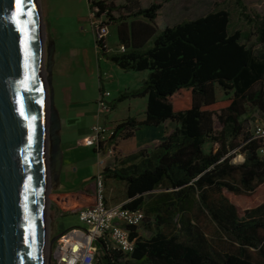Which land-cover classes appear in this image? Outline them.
<instances>
[{"label":"trees","instance_id":"trees-1","mask_svg":"<svg viewBox=\"0 0 264 264\" xmlns=\"http://www.w3.org/2000/svg\"><path fill=\"white\" fill-rule=\"evenodd\" d=\"M235 1L242 7L241 0ZM94 8L95 18L113 20L111 3L88 0L89 12ZM161 8L152 2L122 12L115 23L121 47L116 53L108 54L104 39L94 40L97 55L120 70L148 72L139 88L110 102L112 111L123 101L145 99L144 119L116 124L113 138L127 140L140 126L177 124L150 152L139 150L117 159V170L105 169L104 180L109 173L124 184L123 207L143 212L140 226L152 219L154 233L141 239L131 229L130 254L100 240V264H264V189L256 194L262 201L244 210L225 195H250L264 186V153L259 152L264 143L253 139L245 117L247 108L264 117V18L254 24L262 50L253 52L240 43V33H228L224 11L156 34ZM101 27L109 25L102 22ZM216 86L231 96L218 100ZM206 143L211 144L208 152L203 151ZM235 151L242 163H231ZM202 219L214 226L218 239L207 238ZM251 249L259 261L250 257Z\"/></svg>","mask_w":264,"mask_h":264},{"label":"water","instance_id":"water-1","mask_svg":"<svg viewBox=\"0 0 264 264\" xmlns=\"http://www.w3.org/2000/svg\"><path fill=\"white\" fill-rule=\"evenodd\" d=\"M42 46L36 1L22 0L21 10L16 0H0V264H43L47 164L57 154L56 137L48 156L47 136L49 121L53 132L58 123L45 94ZM61 235L47 243V262Z\"/></svg>","mask_w":264,"mask_h":264},{"label":"rangeland","instance_id":"rangeland-1","mask_svg":"<svg viewBox=\"0 0 264 264\" xmlns=\"http://www.w3.org/2000/svg\"><path fill=\"white\" fill-rule=\"evenodd\" d=\"M37 11H38V20L39 27L42 32V61H43V70H44V81H45V94L48 100L49 106H51V113L53 115L54 120L56 121L55 115V106H59L60 97L62 93V89L64 86L68 85L69 82L74 84V81L67 79L65 75H59L55 71V64L53 66L52 62V43L55 41L59 42L58 39L62 33L66 30L63 29V26H69V34H68V43L74 48L79 49L80 54L78 59L79 66L77 67V75L84 76L83 82L85 84V98L89 99L92 95H97V86L99 85L98 77L99 74L102 79V83L104 86V91L111 94L107 98L108 102L114 100L119 92H123L124 90L135 89L141 86L138 84V79L147 77V71L134 72V71H122L114 64L104 61L100 59L97 55L95 45H94V33L91 30L90 22H89V9L86 6V0L84 1V5L81 7L79 5L74 6V10L68 14V17L63 13H66L65 10L59 11L58 6L53 10V20L52 25L57 27V25L61 26V29L58 30L57 34H53L51 30V19H47L46 8L44 4V0H35ZM99 1V0H93ZM107 3H111L113 6V11L111 13V17L113 20H110L106 15H102L97 18L98 23H107L109 25L108 32L104 37L105 44L108 48V54H113L120 51L121 47L117 43L116 38V19L122 12L135 11L138 8H147L152 2L161 3L162 8L159 10L157 17L154 22V27L156 34L164 30L166 27H172L178 23L183 21H191L197 19L199 17L204 16L210 11H224L228 14L229 25H228V33L238 32L242 35V39L240 41L246 48L252 49L253 52H259L262 50L261 46L256 43V37L254 35V24L258 22L260 19L264 18V0H241L239 6L235 0H106ZM85 13L86 20L83 23L79 24L78 19L76 18L78 14ZM60 14V15H59ZM45 15V16H44ZM63 16V18H62ZM58 17V19H56ZM81 26L87 30H89V34H84L83 31H80ZM52 32V33H51ZM60 32V33H59ZM56 37V40H55ZM61 37V36H60ZM55 40V41H54ZM62 40H60L61 42ZM62 43V42H61ZM63 44V43H62ZM56 45V44H55ZM58 45V44H57ZM58 48H56L57 50ZM51 51V53H50ZM65 51V50H64ZM99 57V58H98ZM51 58V59H50ZM51 60V61H50ZM51 62V64H50ZM50 64V68H49ZM52 74V75H51ZM144 79V80H145ZM140 85V86H139ZM53 93H54V102H53ZM231 96V93H224L218 86H216V98L218 100L225 99ZM49 100H52V103H49ZM137 102L135 107L137 108V113L133 114V117L136 120H140L141 116L144 115L145 111V99H136L133 100ZM142 102L144 106L139 103ZM132 107V102L129 103ZM143 106V107H142ZM132 109V108H131ZM127 105L120 104L117 107L116 112L114 113V117H121L125 113H127ZM245 117L247 118L248 123L251 124L253 120L264 119V117L257 111L247 108V112ZM125 118H122L115 122V125L124 121ZM244 119V117H243ZM52 121H49V130L47 136V145H48V156L52 151L53 142L57 137L58 131H54L51 129ZM177 127L176 123L166 121L162 124L161 130L162 134H160L161 138L159 142L152 143L147 147H144L140 150H144L147 153L150 152L154 147H156L161 140H163L167 134L171 133ZM114 127H110L112 131ZM122 140H119L118 145ZM211 144L206 143L203 146V151L208 152ZM118 153L120 158H125L118 149ZM117 153V154H118ZM233 158L231 160L232 164H239L243 161V156L237 151L231 152ZM121 166L116 162L115 164L109 163L108 170H117ZM48 180H47V199H46V244L54 237L69 231L71 228H84L81 225L76 215L68 214L61 216L57 214V209L54 208L53 194H52V163L50 161V157H48ZM105 183L109 188V201L113 204H117L123 199H125V187L122 182H118L114 180L109 173H106ZM264 186H259L256 190L250 195H240L235 196L233 194L225 192V195L234 203L239 210H244L246 208L253 207L262 201V196L257 198V193L263 191ZM93 195L95 194L94 187L92 188ZM200 225L203 231L206 233L207 238L214 239L219 238L216 236V230L214 226L208 222L207 220L202 219ZM139 236L141 239L149 238L153 233L152 219H147L142 226L139 228ZM262 236V233H259ZM225 240V237L222 238ZM213 241V240H212ZM230 241V240H228ZM55 245V242L51 245V248ZM234 246L236 247L235 243ZM250 257L254 261H259V254L251 249ZM49 253V252H47ZM46 253V254H47ZM47 258V256H46ZM46 258L44 259V264H52V261L47 262ZM96 264H100V254L97 255Z\"/></svg>","mask_w":264,"mask_h":264},{"label":"crops","instance_id":"crops-1","mask_svg":"<svg viewBox=\"0 0 264 264\" xmlns=\"http://www.w3.org/2000/svg\"><path fill=\"white\" fill-rule=\"evenodd\" d=\"M84 1L85 0H44L46 8L45 15H47V19H51V30L54 35L58 33L61 26L57 25V27L55 26L54 28L52 25L54 16L53 10L58 6V10L61 12L62 10H65L66 13L63 14L68 17V14L74 10V6L79 5L82 7ZM86 6L88 8V0H86ZM76 18L78 19V23L81 24L86 20V14L80 13ZM56 19H58V17H56ZM63 29L66 31L60 35L61 37H57L62 40L61 42L63 44L60 40L59 42H56V37L54 40L55 43H52V62L53 66L55 64V71L57 74L65 75L67 79L71 81L73 80L74 84L69 82L68 85L64 86L59 106H55L54 104L56 121L58 123V133L57 154L52 164L51 172L53 186L52 194L54 208L57 209V214L61 216L68 214L76 215L78 210L93 203L94 195L92 193V188L94 187L93 178L97 171V157L92 148L81 144V140L89 136L91 126L95 123H99L112 128L115 127L116 121L122 118H125L124 120L127 118H134L133 114L138 112L135 107L137 102L133 101L136 99H130L120 103L126 104L127 110H131L127 111V113L121 117H114V113L120 104L108 114H98L95 103L98 98L100 87L102 86V89L104 90L101 76L99 74L97 95H92V97L86 99V88L83 82L84 76L80 74L76 77L77 67L79 66L77 57H79L82 52L68 43L67 38L69 34V26L64 25ZM80 31H83L85 35L92 32H89L86 27L84 29L82 26ZM56 48L58 49L56 50ZM100 59L107 61L103 58ZM144 79L145 77H140L138 79V84H141ZM119 93H121V91ZM130 102H132V107L129 105ZM139 103L144 106L142 102ZM143 119L144 115H142L141 119L137 121H142ZM161 126L162 124L158 127H138L133 137L120 142L119 149L121 153L128 156L144 147L152 145V143L159 142V139L161 138L160 134H162ZM105 182L106 181L104 180L106 204L117 205L125 203V199L117 204H113L109 201V188ZM136 232L139 236L138 228Z\"/></svg>","mask_w":264,"mask_h":264},{"label":"built area","instance_id":"built-area-1","mask_svg":"<svg viewBox=\"0 0 264 264\" xmlns=\"http://www.w3.org/2000/svg\"><path fill=\"white\" fill-rule=\"evenodd\" d=\"M96 11L94 8L89 12V22L94 40H100L104 39L108 27H101V23L97 22L94 16ZM109 96L104 90L98 94L95 103L98 114L111 111L110 102L107 101ZM250 127L253 139L264 143V119L253 120ZM119 140L121 136L113 138V130L99 123L92 125L89 136L81 140V144L92 148L97 157V171L93 178L94 200L91 205L76 212L77 220L84 228H71L62 233L51 248L52 264H96L100 240L108 244L111 250L122 254L132 253L134 240L130 238V232L142 224L143 212L124 208V203L107 205L105 202L104 171L109 163L115 164L120 158ZM259 152L264 153V147Z\"/></svg>","mask_w":264,"mask_h":264},{"label":"snow or ice","instance_id":"snow-or-ice-1","mask_svg":"<svg viewBox=\"0 0 264 264\" xmlns=\"http://www.w3.org/2000/svg\"><path fill=\"white\" fill-rule=\"evenodd\" d=\"M16 6L18 9L22 10V0H16ZM21 115H23V111L21 110Z\"/></svg>","mask_w":264,"mask_h":264},{"label":"bare ground","instance_id":"bare-ground-1","mask_svg":"<svg viewBox=\"0 0 264 264\" xmlns=\"http://www.w3.org/2000/svg\"><path fill=\"white\" fill-rule=\"evenodd\" d=\"M45 220H46V218H45ZM44 257H43V264H44V259L46 258V256H47V252H48V246H47V244L45 243V247H44Z\"/></svg>","mask_w":264,"mask_h":264}]
</instances>
